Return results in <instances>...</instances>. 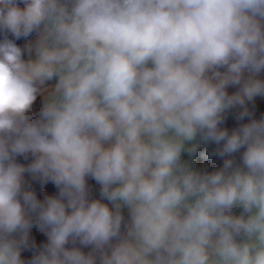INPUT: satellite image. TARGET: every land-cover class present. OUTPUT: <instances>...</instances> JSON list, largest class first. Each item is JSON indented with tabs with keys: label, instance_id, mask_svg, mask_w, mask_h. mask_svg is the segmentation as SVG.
Returning a JSON list of instances; mask_svg holds the SVG:
<instances>
[{
	"label": "clouds",
	"instance_id": "9594fccd",
	"mask_svg": "<svg viewBox=\"0 0 264 264\" xmlns=\"http://www.w3.org/2000/svg\"><path fill=\"white\" fill-rule=\"evenodd\" d=\"M0 36V264H264V0H0Z\"/></svg>",
	"mask_w": 264,
	"mask_h": 264
},
{
	"label": "trees",
	"instance_id": "16d2710c",
	"mask_svg": "<svg viewBox=\"0 0 264 264\" xmlns=\"http://www.w3.org/2000/svg\"><path fill=\"white\" fill-rule=\"evenodd\" d=\"M34 36H35V32L32 33L29 37L21 38L19 40H16L15 42L17 43L18 46L23 48L25 44L33 42ZM0 38H2V36H0ZM9 38L14 39V37H12L11 34H9ZM262 78H264V76H262ZM234 91H236V88L229 89L230 93ZM248 106H249L250 111H252L253 113L252 118L259 119L261 118V116H264V101L250 102ZM40 107H41V98L38 97L36 104L34 105V108L38 111ZM239 111H241L240 108L231 110V112L228 113L227 119L225 121V125L223 126L228 127V129L231 131L232 128L238 127L241 123L248 122L247 117L243 121L236 120L235 117L236 115H238ZM206 144L209 147L207 150L201 153L199 157V162H200L202 170L212 171L214 169L221 167L223 161L221 158L213 155L217 146L212 143H206ZM236 159L239 160V154H236ZM31 160H32L31 156H29L27 159H25L24 157H17V162L25 164V165L29 164ZM25 181H26V185L30 186L31 190L35 191L38 198L41 200L44 198L45 195H50V194L58 195L59 190L53 184L47 183V184L42 185L38 179H34L30 174H27V173L25 174ZM88 184L91 190L90 192L91 198L99 199L100 198V195H99L100 186L96 184V182L92 180L91 178L88 179ZM104 202H107V201H104ZM124 215H125V218L127 219L128 212L124 211ZM35 235H37V238L33 241V243H35L36 249H39L43 243L47 242V238L46 236H44L42 233L39 232L38 228L33 227V229L30 232V237H33ZM82 250L85 252H88L90 249L83 248ZM34 251L35 250H26L23 253L22 257L25 260H30Z\"/></svg>",
	"mask_w": 264,
	"mask_h": 264
},
{
	"label": "crops",
	"instance_id": "0c3cea01",
	"mask_svg": "<svg viewBox=\"0 0 264 264\" xmlns=\"http://www.w3.org/2000/svg\"><path fill=\"white\" fill-rule=\"evenodd\" d=\"M36 38H37V34L35 33V36H34L33 42L35 41ZM25 58H26V59L28 58L27 53H25ZM49 84H50V85H51V84H54V81L49 82ZM256 101H264V97H256V98L254 99L253 102H256ZM208 147H209V146H208L206 143H202V144H201V147H200V149L198 150V152H197V154H196L195 157H189L187 154H185L183 158H184L185 160H190V161L193 163V166H194V167H196V168L199 169V170H202V169H201L200 162H199V157H200V155H201V153H202L203 151H205V150L208 149ZM123 211H126V212H127V209H124ZM238 214H239V212H238Z\"/></svg>",
	"mask_w": 264,
	"mask_h": 264
},
{
	"label": "rangeland",
	"instance_id": "374dc122",
	"mask_svg": "<svg viewBox=\"0 0 264 264\" xmlns=\"http://www.w3.org/2000/svg\"><path fill=\"white\" fill-rule=\"evenodd\" d=\"M36 238H37V235H35V236H33V237H30V240L33 242ZM25 251H26V250H25ZM25 251L22 252V255H23V253H24Z\"/></svg>",
	"mask_w": 264,
	"mask_h": 264
},
{
	"label": "built area",
	"instance_id": "2783aa9c",
	"mask_svg": "<svg viewBox=\"0 0 264 264\" xmlns=\"http://www.w3.org/2000/svg\"><path fill=\"white\" fill-rule=\"evenodd\" d=\"M236 212H237V214H238V212H239V210H235Z\"/></svg>",
	"mask_w": 264,
	"mask_h": 264
}]
</instances>
